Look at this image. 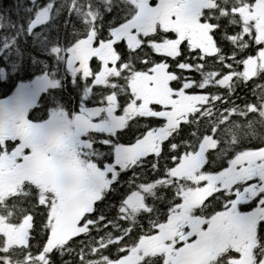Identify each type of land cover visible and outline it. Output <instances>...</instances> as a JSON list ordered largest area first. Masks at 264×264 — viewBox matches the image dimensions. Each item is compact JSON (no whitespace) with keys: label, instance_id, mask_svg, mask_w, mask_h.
Instances as JSON below:
<instances>
[{"label":"snow or ice","instance_id":"obj_1","mask_svg":"<svg viewBox=\"0 0 264 264\" xmlns=\"http://www.w3.org/2000/svg\"><path fill=\"white\" fill-rule=\"evenodd\" d=\"M69 5L79 35L66 33L65 46L53 53L94 85H123L126 119L140 118L148 127L136 129L138 140L126 142L106 168L86 155L103 145L86 135L78 145L70 126L37 127L14 112H0L5 131L0 264H193L204 249L210 255L202 264H264V0H214L211 6L206 0H69ZM129 9L123 20L106 26ZM205 34L212 50L204 46ZM129 37L139 43L131 46ZM169 42L174 52L163 47ZM158 66L171 79L160 82ZM137 73L143 74L139 82ZM189 96L204 99L170 126L169 114ZM109 97L119 105L116 91L105 104H113ZM113 112L109 108L107 114ZM104 115L98 111L91 121L77 117L76 128H102ZM162 130L168 135L158 141L159 151L148 150L147 140ZM129 131L130 125L117 129L121 136ZM209 138L215 147L204 149L202 162L189 168L188 158L201 153ZM229 148L233 151L218 163L216 154ZM49 154L58 160L70 154L75 170L38 179L34 162ZM121 169L137 175L130 188L111 197ZM178 169L189 170L174 175ZM209 179L215 190L189 210L201 223H178L169 233L170 218L185 211L184 193ZM109 198L115 201L111 207ZM217 213L228 214L226 230L213 222ZM70 229L72 235L49 247L58 231ZM153 244L158 247L149 249Z\"/></svg>","mask_w":264,"mask_h":264},{"label":"trees","instance_id":"obj_2","mask_svg":"<svg viewBox=\"0 0 264 264\" xmlns=\"http://www.w3.org/2000/svg\"><path fill=\"white\" fill-rule=\"evenodd\" d=\"M210 1L212 5L214 0ZM130 11L129 9L123 15L108 19L106 26H111L117 19L123 20L130 14ZM71 16L72 9L69 0H0V102L12 98L19 87L32 82L35 78H47L52 82V86L38 96L37 102L28 111L30 120H44L54 112H63L72 117L78 114L82 108L104 107L107 105L105 100L108 93L116 91L117 96L121 99L119 105H115L114 114L125 117L123 126L118 129H124L130 125V131L124 136H121L117 130L109 134L104 131H91L85 134L88 141L95 145H103L102 148L86 153L88 158H94L93 162L99 166L101 161H103V165H113L116 149L125 147V143L131 142L133 139L138 140L140 133L135 130L147 128L148 125L140 118H137L135 122H132L131 118L126 119L125 105L128 96L123 85L118 89L111 86L104 88L94 85V82L90 83L78 74H71L63 55L57 56L53 53L52 49L57 45L62 48L65 46L64 35L66 33L69 36L73 33L79 35L77 26L70 19ZM138 43L135 40V43H130V45L135 47ZM159 46L155 47L159 50ZM204 46L209 50L213 48L212 42L207 39L206 34ZM113 56L115 57L114 53ZM129 58L131 59V57ZM157 69L164 71L162 66H158ZM164 74L166 75L164 82L171 79L167 73L164 72ZM102 78L103 75H100L97 80L100 81ZM142 79L143 74L137 73L135 80L139 82ZM203 99V97L196 96L184 97L183 100L186 103L177 105L176 109L169 114L170 126L174 127L178 123V117L186 118L181 116L182 108H185L187 112L194 111L195 103ZM166 135L168 132L162 130L158 136H154L156 143L152 151H159L158 141ZM204 145L207 148L215 147V141L209 138ZM231 151H233L231 148L221 149V152L216 154L217 162L223 163L222 154L226 157L227 153ZM104 157L109 159H104ZM145 172V168L140 169L141 174ZM134 175L137 173L131 169L127 172L121 169L118 173L119 182L110 189L111 197L121 195V188L125 190L130 188ZM108 191L105 189V193ZM109 201L111 207L115 201L111 198Z\"/></svg>","mask_w":264,"mask_h":264},{"label":"rangeland","instance_id":"obj_3","mask_svg":"<svg viewBox=\"0 0 264 264\" xmlns=\"http://www.w3.org/2000/svg\"><path fill=\"white\" fill-rule=\"evenodd\" d=\"M206 3L208 6H211V1L210 0H206ZM136 38L135 37H129V42L130 43H135ZM166 50L170 51V52H174L175 51V43L173 42H169L167 45L163 46ZM161 48V46H159V49ZM107 55L108 58L112 59L113 61L115 60V57L113 56V53L111 51V48L109 46H107ZM68 66V64H67ZM68 69L70 70V73L75 75L77 73L73 72L71 67L68 66ZM253 70V66L250 65V71ZM105 71L107 72L108 70L105 69ZM157 74L159 77L160 82H164V80H166V75L164 74V71L157 69ZM103 75V73L101 74V76ZM52 86V82L49 81V79L47 78H35L32 82L23 85L21 87H19L16 91L15 94L12 96V98L7 99L6 101L0 102V112H4L6 111L8 108H11L12 105H16L19 102V106L18 109L16 111L17 115H20L21 110H23L24 108H27L28 106H33L38 99V96L45 91L46 89H48L49 87ZM110 102H112L113 104H107L104 107L101 108H82L78 114H75V116H68L66 113L63 112H54L53 115L57 118H61V119H65V121L68 120V125L73 129V131L76 132V136H77V143L79 145V136L80 135H85L88 132L91 131H104L105 133H113L115 130H117L118 128H121L124 124L125 121V117L123 116H116L115 113V104H114V98H109ZM186 102L184 101L183 103H181V105H184ZM185 107V106H184ZM109 108H113L114 112L112 115H108V109ZM181 110H183L182 113H186L187 110L185 108H182ZM185 110V111H184ZM98 111H103L105 113V115L103 116L102 119V123L104 124V127L102 128H97L94 130H89L87 128V125H85V127L76 128V124H77V117H84L87 118L89 121L96 119L95 117V113ZM127 113V112H126ZM122 121V122H121ZM208 142V141H207ZM147 149L148 150H152L154 148V145L156 143V138L154 136H151L148 140H147ZM123 148V147H119L116 149V154L118 156L119 154V150ZM207 146L203 145L201 153L197 154L196 157H190L188 158L189 160V168H194L198 163L202 162V153L204 151V149H206ZM113 167V165H106V168H111ZM75 170L73 167V161H67L65 160L63 162V164L61 166H51L48 167L46 166V162L43 160L42 161V165L39 168H35V175L37 176L38 179H44L45 177H51L53 175H56L57 173L64 171V170ZM189 169H178L174 171V175H184ZM199 179H203L202 177H199ZM213 181L212 179H209V183L207 185H205L202 188H196L194 190L189 189L188 191H186L184 193V204H183V209H185L184 213L182 215H174L170 218L169 220V224L171 223V221L175 218L181 217V218H185L186 219V223H190L193 226H196L201 220L199 218H194L190 211L192 209V202H194L195 200H199L202 197H206L207 195H209L211 192H213ZM169 226V225H168ZM175 228H170L168 227V231L169 233H174ZM75 229H70V230H61L58 231L56 237H55V241H52L49 243V247L52 246L53 243L55 242H62L64 240H66L68 238V236L72 235L74 233ZM158 247V244H153V245H149L148 248L149 249H154Z\"/></svg>","mask_w":264,"mask_h":264},{"label":"flooded vegetation","instance_id":"obj_4","mask_svg":"<svg viewBox=\"0 0 264 264\" xmlns=\"http://www.w3.org/2000/svg\"><path fill=\"white\" fill-rule=\"evenodd\" d=\"M18 106H19V102L16 105H12L11 108H8L6 111H11V112H14L16 114ZM32 107L33 106H28L27 108H24L23 110H21V113L18 116L25 117L26 119L31 121L37 127L51 128V127L56 126V125L69 126L68 125V120L65 121L66 118L65 119L57 118L53 114L49 115L44 120L43 119H32V120H30L28 118V111ZM4 136H5V131H4V129L2 127H0V139H3ZM116 157H117V154L115 155V158ZM43 160L46 162V166H48V167H51V166H54V165L61 166L65 160L71 161L72 160V156L70 154H68V155L65 156V158L63 160H58L51 154L46 155L44 158L36 160L34 162V169L35 168H39L42 165V161ZM106 165L107 164H104L105 167H106ZM2 168H3V163H2V161H0V169H2ZM2 175H3V173L0 172V176H2ZM212 189H213V191L215 190L214 187ZM205 198L206 197H202L199 200H197V201L195 200L194 202H192V209H193V207L195 205H199ZM227 215L228 214H226V213H217V215L212 218L213 222L221 230H226L228 228V224L226 223ZM193 217L194 218H198V217H195V216H193ZM180 223H186V219L185 218H181V222ZM199 223H201V221ZM209 255H210V250L209 249H204V250L197 251L196 254L192 257L193 264H202V261L204 259L208 258Z\"/></svg>","mask_w":264,"mask_h":264},{"label":"water","instance_id":"obj_5","mask_svg":"<svg viewBox=\"0 0 264 264\" xmlns=\"http://www.w3.org/2000/svg\"><path fill=\"white\" fill-rule=\"evenodd\" d=\"M180 222H181V218H180V217L175 218V219H173V220L171 221V223L169 224L168 227H170V228H175V227L177 226V224L180 223Z\"/></svg>","mask_w":264,"mask_h":264}]
</instances>
